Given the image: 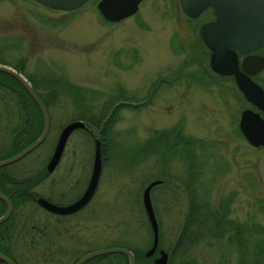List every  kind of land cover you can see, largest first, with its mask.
I'll list each match as a JSON object with an SVG mask.
<instances>
[{"label":"rangeland","instance_id":"1","mask_svg":"<svg viewBox=\"0 0 264 264\" xmlns=\"http://www.w3.org/2000/svg\"><path fill=\"white\" fill-rule=\"evenodd\" d=\"M97 1L60 11L32 0H0V59L14 63L23 58L26 74L61 76L82 87L95 110L107 99H121L122 94L136 100L128 101L134 106H120L114 114L94 198L60 224L77 232L54 237L68 250L59 262L87 247L147 248L152 237L141 191L147 181L161 177L164 182L151 189L149 197L162 248L172 249L190 208L199 215L215 213L220 219L217 225L213 219L207 221L211 228L205 232H190L188 247L180 255L176 247L170 264H237L236 249L248 251L247 258L257 249L258 264H264V148L248 145L235 133V101L228 87H197L199 80L207 82L204 76L190 80L189 36L171 0H142L133 15L115 23L102 20L95 8ZM15 37L17 46H10ZM176 37L179 51L174 50ZM3 99L0 160L18 123L11 109L15 102ZM120 99L116 101L126 103ZM75 113L67 96L54 102L46 140L5 168L15 173L22 170L19 179L41 171L61 127ZM192 133L190 148L185 142ZM96 136V129L70 133L59 166L50 175L57 191L64 186L58 180L74 181L76 172L79 183L85 185ZM47 181L39 182L34 191L45 197ZM75 193L65 190L60 199L67 201ZM21 212L27 226L44 227L47 222L55 228L60 218L33 202L24 204ZM230 221L241 231V245L224 228L229 226L222 225ZM97 260L122 262L117 252Z\"/></svg>","mask_w":264,"mask_h":264},{"label":"flooded vegetation","instance_id":"2","mask_svg":"<svg viewBox=\"0 0 264 264\" xmlns=\"http://www.w3.org/2000/svg\"><path fill=\"white\" fill-rule=\"evenodd\" d=\"M216 1L219 4H213V6L209 3L196 16L193 17L188 16L183 12L180 0H171V4L173 9L177 12V17L180 19V23L182 24L180 26H183L185 28L187 35L189 36L187 60L193 66V71H191L193 73L190 75V80L195 81V79L197 78L199 80V77L204 76L207 82L201 84L202 81L199 80V82L197 83V87H212V85L215 87H228L229 93L235 101V109L233 112V116L235 118V133L237 134V136L244 138L239 128V121L241 113L243 111H251L257 114L264 121V111L257 104L258 102H260V96L258 95V93H260L261 91L264 94V42L252 47L250 43L255 38L253 36H241L238 37V40L239 42H241V44H237V46L228 44L227 36L223 35L222 28L228 25L264 27V0H239L240 12H238V15L240 17H245L246 19L251 16L253 19L231 21H228L226 19L217 21L216 6H222L226 8L228 5L227 0ZM250 7L252 8V11H248ZM221 16H224L225 18L227 17L226 10L224 14L220 13V17ZM216 22L217 24H215ZM212 23H214L215 26L219 27V30L215 31L210 29L208 31V36L211 39V44L207 45L203 38L200 36L199 31L202 25H209ZM176 39L177 45L176 47H174V50L179 51V38L176 37ZM214 50L218 51V64L221 65L224 70L227 71L230 69L233 72L225 71L224 73H217L210 68V59ZM232 59H234V64L231 63ZM193 74L197 75V77H194ZM250 99L256 104L253 103ZM42 105L45 109V103H42ZM185 143H187V145H190V148L191 146H193V133L190 135V138H187ZM190 148L188 147V150H190ZM256 148L264 147L258 146ZM63 150L55 167L50 172H46L45 166L51 156L52 150L50 154L47 155L46 162L41 169L44 173L43 181L45 182V180L48 179L47 184L43 185L44 188L48 190L45 197L39 195L33 189L39 183L35 186H31V182H25V180L29 178L28 175H25L24 177H21L19 179V176L17 175L22 172V170L15 173L14 171L5 168L8 164L0 167V194H2L9 202V212L5 219L0 222V264H75L83 255L94 251V249L90 247H87L85 250L82 249L79 251H75L70 256H68V258L64 262L60 263L59 261L61 256L67 254L68 250L62 244L57 243V240H54V237H59L61 235H71L69 232H71L70 230L72 229L70 227L61 228L60 224L65 219L64 217L74 216L92 201L96 194L98 182L90 199L84 204V206L76 211L60 214L45 210L36 203V198L42 197L52 204L65 206L73 203L83 193L88 179L84 186L81 185L78 180L80 176L79 172H76V179L74 181L58 180L60 184L64 183V186L61 185V189H58V191L56 189V182H54V178L50 179V175L54 173L57 166H59V163L62 159ZM100 158L102 169L104 161V152L102 149ZM70 168L71 167H69V169ZM155 180L159 182L152 186L151 189L158 185H161L164 182L163 178L155 177L154 179L147 181L144 187L149 182ZM54 183L55 186H53ZM15 184H21L24 185V187L18 189L14 186ZM65 190H76V193L71 199L62 201L60 197L63 195V191ZM55 194H57V196H55ZM191 200L192 196L189 198V202H191ZM30 202L35 203L38 208L45 211L47 214L60 217L56 218L57 225L54 226L55 228H50V225L47 224V222L44 223V227L33 226L30 224L29 226L26 225V217L21 212V209L24 207V204ZM5 210L6 203L3 199H0V216L5 212ZM154 216L158 231L157 245L152 254L149 256H145V252L150 248L151 244L143 250V255L148 258V260H140V264H152L154 258L159 255V250H163L166 253L167 259L165 264H167L168 252L164 248L159 246V225L155 213ZM211 219L215 221H213V225H217V223L220 222V219L215 216V213H203L202 215L197 214V216L190 224L189 229L191 234L195 231L205 232L207 229L211 228L209 227V222L207 223V221ZM222 223L223 226H229L228 228L226 226L224 227L227 232H233V239H235L236 245H241V243L239 242V235L241 231L238 229V227H236V225H233L232 221ZM229 236H232V234ZM40 239H43L44 242L40 243ZM236 245L235 247H237ZM129 251L133 255V251ZM235 251L241 254L242 250L236 249ZM103 255L104 254L93 256L85 260L81 264H110L108 262L99 263L98 260L97 262L94 261L95 259H98ZM115 264H118V262H116Z\"/></svg>","mask_w":264,"mask_h":264},{"label":"water","instance_id":"3","mask_svg":"<svg viewBox=\"0 0 264 264\" xmlns=\"http://www.w3.org/2000/svg\"><path fill=\"white\" fill-rule=\"evenodd\" d=\"M37 4L52 10H60V11H70L74 10L81 5H83L87 0H33ZM141 0H98L95 4V8L97 9L101 18L109 23L119 22L120 20L127 18L133 15L138 8V4ZM181 8L183 12L188 16H196L207 4H219L216 0H180ZM240 1L239 0H227V7H220L216 6V13H217V21L226 19L228 21L231 20H252L253 18L250 16L247 19L245 17H240L238 12H240L239 7ZM214 6V5H213ZM225 10L227 12V17L224 16L220 17V13L224 14ZM248 11H252L250 7ZM234 14V15H233ZM217 24V22L215 23ZM214 23L209 25H202L200 27V36L203 38L207 45L211 44V39L208 36V31L211 30H219V27L215 26ZM223 35L227 36V43L237 46V44H241L239 42L238 37H250L253 36L255 39L251 41V46H256L257 44H261L264 42V27H252V26H226L222 28ZM218 34V33H216ZM218 51L213 52L211 59H210V68L217 73H224L226 70L223 69L221 65L218 64ZM220 55V54H219ZM231 63L234 64V59L231 60ZM0 72L5 73L11 77H13L29 94L31 99L36 104L42 120V128L39 135L28 145L23 147L18 152L14 153L13 155L6 157L0 160V167L10 164L30 151L36 148L46 137L49 128V119L47 113L42 105L40 99L36 96L34 91L32 90L28 81L22 76L19 71L14 70L10 66L1 65L0 64ZM226 72H233L232 70H227ZM261 93V94H260ZM258 95L260 96V102H258V106L264 111V94L260 91ZM251 100V99H250ZM252 101V100H251ZM255 103L254 101H252ZM256 104V103H255ZM239 128L242 132V135L248 145L252 147H264V121L255 113L245 110L241 113L240 121H239ZM75 129H83L87 130V127L84 125L83 121L81 120H71L65 123L55 140L54 147L52 149L51 156L45 166L46 172H50L56 165L61 152L65 146L68 136L70 133ZM101 145L100 140L95 137L93 138V155H92V163L90 174L88 178L87 185L80 195V197L75 200L73 203L59 206L52 204L45 200L42 197L36 198V203L43 209L55 212V213H70L73 211L78 210L90 199L91 195L93 194L100 170H101ZM159 181H151L149 182L141 191V204L148 222V225L151 230L152 238H151V245L150 248L145 252V256H149L154 251L157 245V223L155 220L153 208L151 205L149 191L152 186H154ZM0 199H3L6 203V210L0 216V222L5 219L9 212V202L8 200L0 194ZM110 252H117L123 254L127 258V264H134V259L132 253L124 248V247H109L99 250L91 251L81 258L75 264H81L85 260L97 256L100 254H106ZM158 256L154 258L152 264H165L167 255L163 250L158 251ZM4 259V258H3Z\"/></svg>","mask_w":264,"mask_h":264},{"label":"trees","instance_id":"4","mask_svg":"<svg viewBox=\"0 0 264 264\" xmlns=\"http://www.w3.org/2000/svg\"><path fill=\"white\" fill-rule=\"evenodd\" d=\"M33 1V0H32ZM34 2V1H33ZM36 3V2H35ZM48 9V8H46ZM52 10V9H49ZM72 11V10H70ZM103 20V19H102ZM104 21V20H103ZM62 22V21H58ZM106 22V21H104ZM109 23V22H106ZM16 38V37H15ZM10 41L14 40L12 37H9ZM18 39L16 38L10 46H17ZM0 64L10 66L16 71H19L26 80L30 83V86L36 96L40 99L42 103H45V111L47 113L48 119H50V108L54 106V102L59 101L64 96H67L71 102L73 103L76 113L75 116L72 118L73 120H81L83 121L84 125L87 127V130L80 129L87 133H90V129L97 130V138L100 140L101 149L103 152L105 151V147L108 143V132L110 129V125L113 122V117L116 110L121 106H134L128 101H136L133 97L125 96L122 94V98H110L105 100L103 103L100 104L98 110H95V105L90 102L91 98L89 97L88 93L80 86L75 85L66 81L65 78L61 76H54L52 74H46V76H36L35 74L29 75L24 72V59L18 58L14 63L6 62V60L0 59ZM122 91H120L121 93ZM96 94V92H95ZM91 95H93L91 93ZM8 98L11 101L15 102L14 106H11V109H14L16 112L13 113V116L17 115L18 123L12 130V135L9 140V145L6 148L5 152L1 155V158L8 157L23 147L28 145L32 142L40 133L42 128V120L40 112L31 99L29 94L25 91V89L11 76L0 72V99ZM117 99H120L125 102H118ZM2 101V100H0ZM3 101H5L3 99ZM3 107H4V103ZM136 106V105H135ZM50 130V123L48 132ZM48 132L46 134L45 139L42 143L46 140ZM40 143V144H42ZM44 173L43 171H38L33 176L29 177L25 180V182H31V186H35L39 182L43 180ZM15 187L22 188L24 185L15 184ZM31 201V200H29ZM21 204V203H20ZM198 212L194 208H190L187 212V215L184 219L183 224L180 227L179 234L175 240V243L171 250H167L168 252V260L167 264H170L173 256L175 255V249L178 247V254L184 252V250L188 247V234H190V224L192 223L193 219L197 216ZM256 231V229H255ZM246 235V234H245ZM245 235H244V243H245ZM204 236V235H200ZM150 237H152L151 230H150ZM160 238V236H159ZM203 238V237H201ZM159 246L162 247L161 241H158ZM256 250L253 249L250 253V258H247L245 255L248 251L243 250L241 252L240 261L237 264H258V259L256 257ZM121 255L122 262H118V264H127V258ZM133 258L134 264H139L140 260H148L143 255V251H133ZM190 263V262H187Z\"/></svg>","mask_w":264,"mask_h":264}]
</instances>
